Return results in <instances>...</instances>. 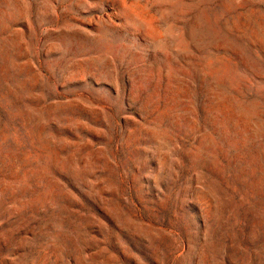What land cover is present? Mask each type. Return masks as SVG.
Masks as SVG:
<instances>
[{
  "label": "rangeland",
  "instance_id": "1",
  "mask_svg": "<svg viewBox=\"0 0 264 264\" xmlns=\"http://www.w3.org/2000/svg\"><path fill=\"white\" fill-rule=\"evenodd\" d=\"M0 264H264V0H0Z\"/></svg>",
  "mask_w": 264,
  "mask_h": 264
}]
</instances>
